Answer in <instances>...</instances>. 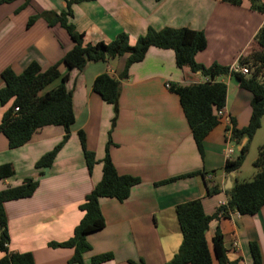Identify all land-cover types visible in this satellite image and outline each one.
I'll use <instances>...</instances> for the list:
<instances>
[{
  "label": "crops",
  "instance_id": "0c3cea01",
  "mask_svg": "<svg viewBox=\"0 0 264 264\" xmlns=\"http://www.w3.org/2000/svg\"><path fill=\"white\" fill-rule=\"evenodd\" d=\"M255 4L264 7V0ZM256 6L253 8L251 0H242L240 5L227 0L81 1L71 6L69 23L83 34L85 45L109 44L124 33L134 47L150 28L202 31L207 48L196 55V62L205 68L218 64L232 69L254 48L255 37L264 24V13ZM64 9L63 0H0V90L5 87L2 73L6 69L20 75L33 62L43 70L59 64L60 77L40 95L57 88L66 76L76 117L66 144L51 166L41 169L36 164L63 141V127H44L31 142L16 149L9 148L0 132V166L11 164L15 171L13 177L0 180V191L19 186L26 179L38 181L31 197L5 204L9 250L31 253L35 264H71L74 249L53 248L50 244L73 237L84 216L80 205L101 181L103 168L98 163L89 172L79 137L83 132L87 151L94 152L99 161L105 158L110 139L109 155L118 174L141 180L124 202L100 200L105 227L87 236L91 249L83 256L84 264L105 254L113 258L102 264L170 262L183 241L176 207L194 200H201L207 215H218L205 235L213 264H219L213 242L218 230L223 236L227 264H255L252 242L259 245L264 264V207L252 216L236 211L228 216L219 213L228 203L226 191L248 179L244 164L238 172L226 174L225 150L233 144L230 160H235L248 140H230L231 129L224 116L206 138L201 156L179 97L170 90L172 85L189 86L204 83L207 78L188 67L177 68L174 52L158 48H151L142 62L131 65L125 79L122 75L128 55L89 62L81 72L69 70L63 63L73 47L67 32L60 26L49 27L42 18L29 26L34 16ZM103 74L120 82L115 106L106 104L93 91L96 78ZM215 82L228 87L225 114L237 129L247 127L252 94L241 89L230 75ZM5 111L0 103V125ZM262 130L263 120L250 144ZM257 143L258 147L264 145ZM247 156L248 152L245 159ZM213 185L220 192L210 195ZM3 256L0 252V259Z\"/></svg>",
  "mask_w": 264,
  "mask_h": 264
},
{
  "label": "trees",
  "instance_id": "16d2710c",
  "mask_svg": "<svg viewBox=\"0 0 264 264\" xmlns=\"http://www.w3.org/2000/svg\"><path fill=\"white\" fill-rule=\"evenodd\" d=\"M63 1L65 9L61 13L44 12L34 16L30 19L29 26L42 18L49 27L60 26L67 32L73 41V47L65 55L63 63L69 70L75 69L81 72L89 62L106 61L107 58L128 55L126 68L122 75V78L125 79L131 65L142 62L151 48H158L174 52L177 68L188 67L192 72H200L204 77L209 78L210 82L189 86L172 85L170 89L179 97L183 113L192 131L193 140L201 156H204L203 146L206 138L221 124L222 117L218 116V111L224 109L227 103V85L223 82H215V80L218 77L229 75L236 78L240 88L252 94V114L248 126L242 129H237L234 120H231L233 125L231 139L241 143L246 138L248 142L235 160H227L224 170L226 174H231L241 169L249 150L250 141L260 130L264 119V24L255 37L254 48L247 56L241 57L239 60L240 66L249 69L250 74L243 75L218 64H213L209 68L198 64L196 55L207 48V40L202 31L189 28L167 27L160 31L150 28L144 36L138 39L134 47L129 45V38L124 33L118 35L109 44L85 45L83 34L78 33L69 23V17L72 14L71 6L77 2L94 0ZM227 1L240 5L242 0ZM255 1L251 0L253 8L256 6ZM256 8L264 13L263 6H256ZM60 75L59 64L43 70L36 62L31 63L20 75L10 68L2 73L5 87L0 90V103L6 111L0 125V132L6 137L10 149L28 144L32 141L33 135L44 127L59 126L65 130L63 141L52 152L39 160L36 164L37 169L51 166L59 151L68 141L71 127L76 121L72 93L65 84L66 76L63 77L57 88L40 95V92L58 79ZM93 91L106 104L115 106L120 94V82L103 74L96 78ZM16 108L19 110L16 111ZM79 137L89 172L92 173L98 163L102 164L103 168L101 181L87 195L85 202L80 205L84 216L75 228L73 237L63 243L50 244V247L53 248L74 249V256L70 260L71 264H84L83 256L91 249L87 236L105 227L100 200L109 198L124 202L130 197L131 190L141 183L138 178L118 174L109 155L110 139L106 146V156L102 161H99L94 152L87 151L85 134L80 132ZM253 167L256 173L251 181H238L233 188L226 191L227 206H223L219 210L223 216H228L230 211H236L242 216H252L264 207V145L258 148ZM14 175L15 171L11 164L0 166V180L9 179ZM37 187L38 181L26 179L19 186L7 187L0 191V252L4 254L0 259V264H35L31 253H14L9 250L10 236L5 204L31 197ZM219 192L217 185H213L209 190L210 195ZM175 211L183 241L174 258L165 264H213L205 235L211 221L218 215H207L201 200L180 204ZM213 242L215 256L219 264H227L223 236L219 230L216 232ZM250 249L255 264H261L262 256L259 245L252 242ZM112 258L111 254L100 255L93 258L91 264H102ZM133 264L146 263L140 261Z\"/></svg>",
  "mask_w": 264,
  "mask_h": 264
},
{
  "label": "rangeland",
  "instance_id": "374dc122",
  "mask_svg": "<svg viewBox=\"0 0 264 264\" xmlns=\"http://www.w3.org/2000/svg\"><path fill=\"white\" fill-rule=\"evenodd\" d=\"M263 122H264V119H263ZM257 142H259V144H264V130H262V132H260L258 134L256 140H254L250 144L251 147H250V151H248V156H247L246 159L243 160L242 165L244 164V176H246V178H248V179H245L247 181H251L253 179V177L255 175V174H253V172L256 173V170L253 167V162L255 161L254 159H256V156H257V153H258V148H259L258 146L259 145H258ZM232 146H233V144L230 145V147H232ZM236 155H234L233 157L235 158ZM247 167H248V170H247ZM252 174H253V176H252Z\"/></svg>",
  "mask_w": 264,
  "mask_h": 264
},
{
  "label": "built area",
  "instance_id": "2783aa9c",
  "mask_svg": "<svg viewBox=\"0 0 264 264\" xmlns=\"http://www.w3.org/2000/svg\"><path fill=\"white\" fill-rule=\"evenodd\" d=\"M232 71H234L235 73H241V74H243V75H249L250 73H249V69L247 68V67H245V66H236V67H233L232 68ZM209 81V79L207 78L206 79V81L205 82H208ZM19 109L18 108H16V111H18ZM218 116L219 117H224V116H226V121L229 123V125L231 124V120H230V118L225 114V111H224V109H221V110H219L218 111ZM230 140H231V138H230ZM233 149H232V147H229V146H227V148H226V150H225V155H226V159L228 160H230V157H231V155L233 154Z\"/></svg>",
  "mask_w": 264,
  "mask_h": 264
},
{
  "label": "clouds",
  "instance_id": "9594fccd",
  "mask_svg": "<svg viewBox=\"0 0 264 264\" xmlns=\"http://www.w3.org/2000/svg\"><path fill=\"white\" fill-rule=\"evenodd\" d=\"M205 78H208V77H205ZM209 79V78H208ZM208 82H210V81H208ZM228 116V115H227ZM229 117V116H228ZM230 118V117H229ZM230 120H231V118H230ZM232 121H231V124L229 125V128L231 129L232 128ZM231 132H232V129H231ZM232 140V139H231ZM235 141V140H234Z\"/></svg>",
  "mask_w": 264,
  "mask_h": 264
}]
</instances>
